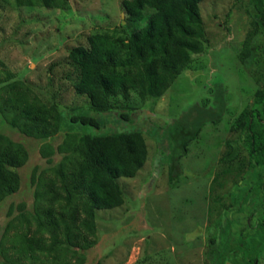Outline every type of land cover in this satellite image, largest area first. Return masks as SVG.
<instances>
[{
	"label": "trees",
	"instance_id": "obj_1",
	"mask_svg": "<svg viewBox=\"0 0 264 264\" xmlns=\"http://www.w3.org/2000/svg\"><path fill=\"white\" fill-rule=\"evenodd\" d=\"M204 1L122 0L125 23L96 32L88 37V46L69 51V63L77 73L73 87L88 99L87 107L72 109L69 115L64 116L57 102H45L32 84L2 70L0 63V123L36 141L52 140L63 126L67 129L57 147L46 142L39 149L47 166L32 170L31 209L20 203L8 210L9 221L0 227V264H86L85 252L97 245V213L123 206L119 180L137 177L149 158L144 131L133 115L157 104L195 56L209 51L200 11ZM247 1L248 31L238 58L250 69L264 65V0ZM61 3L17 0L29 7ZM134 94L139 105L131 102ZM225 107L207 111L196 106L163 133L154 131L160 145L168 141L171 182L189 144L208 122L222 119ZM107 116L121 127L109 126ZM230 133L209 190L211 217L226 211L223 190L230 182L238 186L247 173L259 175L264 169V87L232 122ZM31 155L24 143L0 132V204L19 194ZM262 216L264 228V210Z\"/></svg>",
	"mask_w": 264,
	"mask_h": 264
},
{
	"label": "rangeland",
	"instance_id": "obj_2",
	"mask_svg": "<svg viewBox=\"0 0 264 264\" xmlns=\"http://www.w3.org/2000/svg\"><path fill=\"white\" fill-rule=\"evenodd\" d=\"M61 1V7H29L18 5L17 0H0V63L5 66L2 70L32 84L45 102H57L65 116L88 106V99L73 87L77 73L69 63L70 49L88 46V37L96 32L119 28L127 15L122 0ZM247 2L200 4L209 51L195 56L157 104L133 115L144 131L149 158L137 177L119 180L123 206L97 213V245L85 252L86 264H264V169L259 175L247 173L238 186L230 182L223 190L226 211L209 215V190L231 124L253 104L256 90L264 87V65L246 69L238 58L248 31ZM131 102L140 104L135 94ZM224 105L222 119L217 124L208 122L189 144L180 172L171 182L168 141L160 145L154 131L163 133L196 106L211 111ZM106 118L114 128L112 118ZM5 125L0 123V132L24 143L32 155L19 194L0 204L1 228L9 221L11 204L26 203L31 209L32 170L47 166L39 149L46 142L57 147L67 131L63 126L52 140L36 141ZM126 128L133 129L128 124Z\"/></svg>",
	"mask_w": 264,
	"mask_h": 264
},
{
	"label": "water",
	"instance_id": "obj_3",
	"mask_svg": "<svg viewBox=\"0 0 264 264\" xmlns=\"http://www.w3.org/2000/svg\"><path fill=\"white\" fill-rule=\"evenodd\" d=\"M123 17H124V15H123ZM125 23V22H124Z\"/></svg>",
	"mask_w": 264,
	"mask_h": 264
}]
</instances>
